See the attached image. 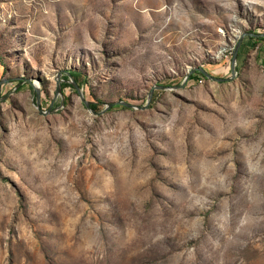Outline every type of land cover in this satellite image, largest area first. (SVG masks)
<instances>
[{"label": "rangeland", "instance_id": "374dc122", "mask_svg": "<svg viewBox=\"0 0 264 264\" xmlns=\"http://www.w3.org/2000/svg\"><path fill=\"white\" fill-rule=\"evenodd\" d=\"M251 34L264 0H0V264H264ZM197 69L234 80L198 75L103 116L72 88L55 98L77 72L100 112L146 106Z\"/></svg>", "mask_w": 264, "mask_h": 264}, {"label": "water", "instance_id": "95a60500", "mask_svg": "<svg viewBox=\"0 0 264 264\" xmlns=\"http://www.w3.org/2000/svg\"><path fill=\"white\" fill-rule=\"evenodd\" d=\"M250 34H246L240 41L239 45H238V48L236 50V53H235V56H234V61H233V75H234V79L237 78V66H238V62H239V55H240V51H241V48L243 46V43H244V39L246 36H248ZM252 36H255V37H258V38H264V35H255V34H251ZM197 72H200L202 74H204L208 79H212L214 81H217V82H220V83H224V82H227V81H231V80H234V79H231V80H226V79H217L215 77H213L210 73H208L206 70L204 69H197L195 71V73ZM66 75L67 77H69V81H67L68 83H71L77 93L79 94L80 98H81V101H83V103L87 106V108L92 111V113L96 116H103L105 115L106 113H108L109 111H111L112 109L116 108V107H126V108H129V109H132V110H141V111H147V110H150L151 109V105H152V102H153V99H154V96L156 94L157 91H177L179 89H182V88H185L188 84V82L190 81L191 77H192V74H190L184 85L182 86H179V87H166V86H156L155 88L152 89L151 93H150V96H149V99H148V102H147V105L146 106H137L135 104H131V103H127L125 101H121V102H118V103H114V104H111V105H108L106 107V109L102 112H97L95 110L92 109V103L89 102L86 97H84V94L82 92V89L74 82V80L72 79L70 73L68 72H62V73H59L58 76H57V79H56V95H55V98H59V97H62V106H64V99H63V92H62V83L65 82V80L62 79L63 75ZM25 83H28L33 89L34 91L36 92V95H37V98H36V104L39 108V110H41V105H40V96H41V89H40V85L39 84H35L33 83L31 80H23ZM6 99V97H2V94H1V89H0V102H3L4 100ZM41 114H51V109H49V111L47 113H44L42 112L41 110Z\"/></svg>", "mask_w": 264, "mask_h": 264}, {"label": "trees", "instance_id": "16d2710c", "mask_svg": "<svg viewBox=\"0 0 264 264\" xmlns=\"http://www.w3.org/2000/svg\"><path fill=\"white\" fill-rule=\"evenodd\" d=\"M258 41H264V38H260V39H258ZM70 75H71L72 79L74 80V82L82 89L84 87L85 82H86V77L84 75H82L81 73H77V72H71ZM198 75L201 77L207 78L204 74L198 73L197 75H192L191 80L197 79ZM65 78H64L65 82L62 84L63 92L65 91L66 88H72V89L76 90L75 87L71 83L67 82L69 80L68 79L69 77H65ZM92 109L97 111V112H100V105L92 104Z\"/></svg>", "mask_w": 264, "mask_h": 264}, {"label": "bare ground", "instance_id": "6f19581e", "mask_svg": "<svg viewBox=\"0 0 264 264\" xmlns=\"http://www.w3.org/2000/svg\"><path fill=\"white\" fill-rule=\"evenodd\" d=\"M38 83H36V85H37Z\"/></svg>", "mask_w": 264, "mask_h": 264}]
</instances>
